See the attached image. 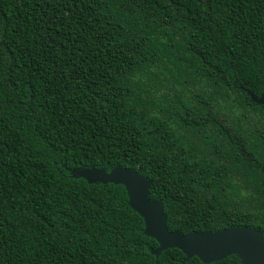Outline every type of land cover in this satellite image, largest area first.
Masks as SVG:
<instances>
[{
    "label": "trees",
    "instance_id": "obj_1",
    "mask_svg": "<svg viewBox=\"0 0 264 264\" xmlns=\"http://www.w3.org/2000/svg\"><path fill=\"white\" fill-rule=\"evenodd\" d=\"M246 89L264 94V0H0V264H182L81 168L138 171L170 231L264 236Z\"/></svg>",
    "mask_w": 264,
    "mask_h": 264
},
{
    "label": "water",
    "instance_id": "obj_2",
    "mask_svg": "<svg viewBox=\"0 0 264 264\" xmlns=\"http://www.w3.org/2000/svg\"><path fill=\"white\" fill-rule=\"evenodd\" d=\"M251 100L264 105V94L256 97L246 89ZM70 176L83 178L89 183H114L124 186L128 204L143 219L144 234L157 242L150 249L154 255L169 248H177L184 254L182 264L191 257L202 263L222 260L236 255L240 264H264V236L259 229L249 226L229 227L217 231L180 233L167 228V215L161 203L149 198V182L138 171L127 167L81 168L72 170Z\"/></svg>",
    "mask_w": 264,
    "mask_h": 264
}]
</instances>
